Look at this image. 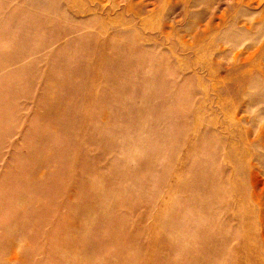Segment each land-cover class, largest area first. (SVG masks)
Masks as SVG:
<instances>
[{"label": "rangeland", "instance_id": "1", "mask_svg": "<svg viewBox=\"0 0 264 264\" xmlns=\"http://www.w3.org/2000/svg\"><path fill=\"white\" fill-rule=\"evenodd\" d=\"M0 264H264V0H0Z\"/></svg>", "mask_w": 264, "mask_h": 264}]
</instances>
